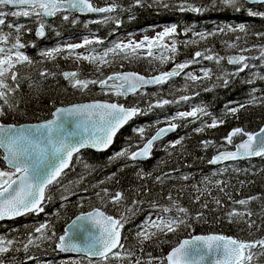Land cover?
I'll return each instance as SVG.
<instances>
[{
  "label": "snow or ice",
  "instance_id": "snow-or-ice-1",
  "mask_svg": "<svg viewBox=\"0 0 264 264\" xmlns=\"http://www.w3.org/2000/svg\"><path fill=\"white\" fill-rule=\"evenodd\" d=\"M158 2V0H157ZM222 5L232 7L239 12L244 8V0H213ZM144 0H134L127 9H122L117 0H105V6H97L93 0H0V26L6 24V17H35L38 21L36 29L37 37L45 36L46 25L45 18L55 17L57 14H63L64 21H68L73 13H97L105 14L99 20L90 21L94 23H109L114 21L117 26L121 23L115 15L118 10L130 11L134 6H143ZM8 6H14L15 11H5ZM168 7L167 4L163 5ZM204 7H195L187 3V0L180 5V11L203 12ZM250 16L264 17V12L248 10ZM73 24L78 21L73 18ZM9 29L15 30L14 42L8 45L12 32L4 33L0 27V150H2V159L7 164V169H0V219L14 218L29 213H41L44 211V203L50 201L52 197L48 195V190L53 185H60L63 192L69 195L75 193L70 191L69 186L72 184L79 185L85 180V174H90L91 166L84 163L80 157V151L84 148H94L97 150L107 149L113 143V137L117 131L129 120L137 115L145 114V110L139 106L126 107L116 102L95 100L89 103L70 104L68 106L55 107L50 113L51 118L42 119L38 123L18 124L5 123L4 120L9 113L26 115L23 110L19 109L21 100L11 99L12 95L19 92L22 80L29 82V88L39 89L43 85V80L48 76H54L55 73L43 69L39 72V81L32 80L31 77H21L19 68L25 65H32L34 61L26 55L21 49L25 45L21 42V30L25 25L8 23ZM176 25L166 27L162 32L157 33L156 37L149 38L144 36L142 40L116 41L105 48L102 52H97L95 48L90 47L93 44H102L99 38L88 39L85 37L81 43H66L56 47L41 51L40 55L48 60H55L56 56L67 52L65 59L73 58L74 62L87 61L96 68L100 78L88 79L81 78L79 71H66L61 75L69 82L70 86L81 92L88 90L90 85H99L102 91L111 92L116 96H125L137 94L149 85H164L174 77L184 75L186 80L193 83L209 79L213 75L210 68H201V75L197 76L193 72H185L192 64L200 62V58L208 61H214L219 65L223 56L209 54L210 49L196 51L191 60L181 63H175L169 71H162L156 75L144 76L136 72H113L107 76L104 75L102 68L111 66L117 58L120 59H138L144 56L152 60H159L162 64L175 59L177 53V42L173 40L171 44L163 43L165 37H170L176 32ZM225 29H219L223 32ZM246 30L244 24L237 28H228V31ZM198 40H205L209 36L216 35L211 33H194ZM257 35H264L260 33ZM239 39V37H237ZM194 39L187 43H198ZM229 48H236L235 43L227 45ZM86 48L84 53L77 52V49ZM249 49H240L239 55L227 57L228 64L237 65L235 73H224V75H236L243 72L246 68L251 67L248 61L253 59L247 57L243 52ZM159 52V55H155ZM259 59L264 60V46L261 47ZM151 62V60H150ZM19 66V67H18ZM123 67V65H121ZM219 78V77H218ZM264 79V76L258 77ZM225 79L224 83L227 84ZM249 83L252 81L249 80ZM255 89H253V93ZM190 99L187 95L179 96L177 100L158 99L154 104H149L148 110L153 107H163L168 104H179ZM248 104L264 103V98L251 95ZM246 107L240 104L237 107L227 108L226 114L235 115L240 109ZM211 114L200 106L193 107L190 111H180L174 116L167 118L163 123L164 127H158L154 135L145 138V129L143 127L134 129L142 140H145L142 146L137 145L135 151L124 148L116 152L110 161L127 158L132 161L146 159L150 157L153 145L156 141L161 140L167 134L173 132L178 127L176 120L192 118L191 122L201 120L204 116ZM159 123V122H158ZM223 119L212 117L210 124L201 122V126L195 128L197 133L203 132L205 128H215L223 124ZM246 137L242 142L235 145V151H218L215 156L209 160V164H217L225 161H236L247 157H264V127H260L258 132H248L241 127L233 128L224 140L227 144H233L234 137ZM184 137L171 142L170 147L180 145ZM202 146L206 149L214 146L211 140L201 141ZM223 145H221L222 147ZM75 158L77 163H82L85 173H81L77 179L63 183L67 175L66 170L72 168V161ZM123 170V169H121ZM239 171V169H236ZM221 171H227V168ZM141 178L151 176V173L140 172L137 174ZM116 173H112L104 180L98 181L91 185L92 188H99L95 196L100 201V207H93L88 212H80L68 225L62 234L57 236L50 222L45 221L38 226H34L27 233V240L23 242V250L27 252L30 247L39 248L45 241L55 240V248L60 252H75L82 254L80 259L69 260L62 264H82L83 259H87V264H123L127 260L128 264H142L143 256H137L136 251L125 246L127 237L122 236V230L129 223L130 218L134 217L145 203L141 199H133L130 205H126V196L122 191H110L107 187H100L106 181L115 179ZM170 173H164L155 177L156 182L163 184L166 179H170ZM182 180H188L189 176L180 177ZM118 182V181H117ZM243 181L241 184L243 185ZM215 187L228 196L230 208L226 211L225 216L229 223H245L248 226L249 234L252 235L251 229L254 227L259 230L264 227V223L257 225L256 221L251 219L254 212L249 205L252 201L261 199L259 196H249L242 199H233L231 194L226 192L227 182L215 181ZM193 188L199 193L196 195L193 203H198L204 192L193 185ZM86 192L87 189H84ZM147 191V190H146ZM208 195L210 190L205 189ZM137 190V195H140ZM167 205L160 204L156 200L149 202L150 211L145 220L137 226L135 240L141 253L144 252V245L158 239L161 235L167 237L169 234H175L181 229H191L192 221L205 220L203 211H197L194 215L188 208L182 206L179 200L174 198L171 193L167 197ZM62 201L68 200V195H61ZM82 203V200L80 201ZM111 204L119 212L118 215H109L104 206ZM213 203L218 207H224L221 199L214 197ZM239 205L240 207H236ZM64 205L62 204L61 207ZM123 207V211L119 209ZM208 203L201 204V209H207ZM264 211V208H262ZM154 217V218H153ZM220 217H217L219 220ZM264 221V216L261 217ZM51 233V234H49ZM164 241H161L163 243ZM15 239H8L0 236V256L9 251H19V248L13 249ZM158 246V245H157ZM259 249V252L255 250ZM264 255V237L253 240H242L232 236L209 233L203 235H191L188 238L179 240L171 248L166 256L155 257L147 253L145 264H252L255 256ZM135 257L133 260L132 258ZM95 258V259H94ZM28 260L34 257H27ZM0 264L4 261L0 259ZM37 264H41L37 261ZM47 264H52L48 261Z\"/></svg>",
  "mask_w": 264,
  "mask_h": 264
},
{
  "label": "trees",
  "instance_id": "trees-1",
  "mask_svg": "<svg viewBox=\"0 0 264 264\" xmlns=\"http://www.w3.org/2000/svg\"><path fill=\"white\" fill-rule=\"evenodd\" d=\"M93 1L97 5H105V0ZM108 2H111V0H108ZM183 2L184 0H158V2L157 0H144L143 6H134L130 11L122 10L120 12L118 18L121 23L119 26L114 21L109 23L90 22L99 19H87L89 16L78 15L77 13H73L68 21L63 20V14H57V16L50 19L53 27L48 30L46 38L59 39L77 37L83 33H93L95 38L97 37L103 41L102 44H94L93 46L101 49L107 48L106 46L110 44V41L114 39L118 32L143 30L145 26L157 22H170L177 26L176 32L170 36L172 41L177 42V53L174 61L170 60L162 64L159 60H152L146 56L138 59L117 58L112 64L113 67L110 66L108 73L126 68H133L144 73L169 70L175 63L191 60L196 51H204L205 49L211 50L209 54L223 56L225 59L219 65H216L214 61L200 58L199 63L192 65L199 66L200 69H212L213 75L209 79L193 83L186 80L184 75H181L172 78L170 82L164 85L144 90L146 94L140 92V97L134 94L127 97H117V101L127 105L139 106L140 103V108L146 110L145 114L137 115L132 121L123 126L116 134L109 149L93 150L84 148L80 151L79 155L82 161L89 164L91 168L89 170L90 174H85V180L81 184L69 186L70 191L75 193L74 195L63 192L60 185H53L47 193L52 199L44 203L43 212L39 214L31 213L11 222H4L7 226L5 227L9 228L6 237L17 241L13 249H20L19 251H9L0 256L4 264H30L26 260L28 256L33 255L36 261L35 264H37V261H40L41 264H47L48 261H52V264H62V262L69 260L80 259L81 257L76 256L60 258L55 248V240L47 241V244L39 248L30 247L27 252L23 251L22 244L27 240V233L40 223L50 222L57 236H59L63 233L64 226L75 215L89 211L93 207H100V201L95 196V192L99 191V188H92L91 185L104 180L112 173H116L115 179L106 181L100 187H107L112 192L117 190L124 192L126 205H130L134 198L145 201L141 206L142 210L131 217L129 223L123 229V236L127 237L123 241L125 246L136 251L137 256H143L142 264H145L148 259L147 253H151L155 257H163L180 239L189 237V234L219 233L242 240L264 237V227L259 230L254 227L251 229L252 235H250L247 224L228 222L225 213L231 206L230 201L228 196L215 187V181L227 182L226 192L230 193L233 199H242L249 196L261 197V199L252 201L249 205L254 212L251 219L255 220L257 225H261L264 223L261 219L264 216V211H262V208H264V157L239 160L222 167L209 164V160L216 151L231 148L237 140L242 138V136H237L234 137L233 144L226 143L224 137L233 128L241 127L248 132H253L264 123V103H247L253 94L264 98V79L258 78L264 76V60L259 59L261 47L264 46V35H257L264 33V17L248 15L249 9L264 12V3L250 4L244 0L243 10L237 12L232 7H226L219 2L214 3L213 0H187V3L195 7L202 6L206 9L203 12H193L180 11V5ZM117 3L123 6L122 9H127L129 5L134 3V0H117ZM164 4H167L168 7H164ZM73 18L78 22L73 24L71 22ZM7 20L8 18H6ZM228 21L244 24L246 30L244 32L238 30L228 31L230 27L227 24ZM37 22L35 17L12 18V23L25 25L20 34L21 42L25 45L23 50L25 48L29 49L31 41H40L34 35ZM4 26L0 27L4 28ZM222 27L225 30L220 32L219 29ZM231 28L235 29L237 26ZM3 32H12L13 37L15 30L9 29ZM201 32H215L216 35L209 36L205 40H198L194 33ZM194 39L198 40V43H187ZM11 43L9 41L8 44ZM230 43H235L237 47L229 48L227 45ZM241 48L249 49L243 54L253 58L248 61L251 67L236 75H224V73H235L238 67L237 65L228 64L226 56L229 53L240 52ZM27 53L34 63L19 69L21 77L27 76L31 77L32 80L39 81L41 79L39 72L43 69H47L55 75L48 76L43 80L39 93L35 89L29 88L27 80H22L19 92L13 94L11 99L13 102L16 99L21 100L19 109L23 110L26 115H21L19 112L9 113L4 122L18 123L40 120L49 117L52 109L58 104L89 99L94 96L92 93L85 94V92L79 90H72V87L60 73L63 69L78 64L77 68L82 71L81 77H94V75H98L97 72L90 73L87 71L93 67L92 64L87 61L76 63L73 58L65 59L58 56L55 60L46 58L38 60L35 52L29 50ZM225 79L228 81L227 84L224 83ZM249 80L252 82L249 83ZM253 89H255L254 93ZM182 95H187L190 99L179 104L172 103L162 108L153 107L150 111L148 110L149 104H154L158 99L176 100ZM107 96L112 97L109 94ZM95 97L105 96L96 95ZM138 98L140 99L138 100ZM136 101L137 103L134 104ZM183 104L204 107L211 115L204 116L201 120L195 122H191L192 118L176 120L175 122L178 125L176 130L169 136L155 142L150 157L144 160L132 161L127 158L109 160V157H112L117 151L119 152L125 147L129 148L130 151H134L137 145L140 146L145 141L134 129H138L139 126L140 128L143 127L145 138L150 137L154 130L163 124L167 118L174 116L176 114L174 110ZM240 104H245L246 107L240 109L235 115L226 114L227 108L237 107ZM213 116L223 119L224 123L215 128H205L200 133L194 131L195 128L201 126L202 121L210 124ZM136 124L137 126H134ZM180 137H184L182 143L174 148L170 147L171 142ZM205 140L213 141L214 146L205 149L201 144V141ZM221 145L223 146L221 147ZM0 155H2L1 150ZM0 168H5L2 159H0ZM224 168H227V171H221ZM236 169H239V171ZM66 171L67 175L63 180L65 185L68 184V181L77 179L81 173H85L83 164L77 163L75 158L72 161V168ZM140 172L151 173V176L141 178L137 175ZM164 173H170L171 178L166 179L163 184L156 182L155 177ZM184 175L189 176V179L182 180L180 177ZM241 181L244 182L243 185ZM193 185L204 192L198 203H193L195 196L199 195ZM84 189H87V191L85 192ZM205 189L210 190L211 195H208ZM137 190L140 191V195H137ZM169 193L178 199L182 206L188 208L193 215L197 211H203L206 222L205 220H194L191 229H181V231L169 234L167 237L161 235L158 239L146 243L144 252L141 253L135 240L137 226L145 220L150 211H153L149 208V202L156 200L160 204L167 205L169 203L167 199ZM62 194L68 195L67 201L61 200ZM214 197L221 199L224 207L218 208L213 203ZM81 200L82 203H80ZM205 202L208 203V208L201 209V204ZM62 204L63 207H61ZM236 207L239 208L240 206L237 205ZM104 210L109 215L116 216L119 214L117 209L110 203L104 206ZM123 210V207L119 209V211ZM217 217H220V219L217 220ZM4 223H0V231L4 230V227H2ZM161 241L164 242L161 243ZM255 251L259 252V249ZM132 259L134 260L135 257ZM85 261L83 259L82 264H85ZM111 264H116V262L112 261ZM123 264H128L127 260ZM164 264H166V261H164ZM252 264H264V255L255 256Z\"/></svg>",
  "mask_w": 264,
  "mask_h": 264
},
{
  "label": "rangeland",
  "instance_id": "rangeland-1",
  "mask_svg": "<svg viewBox=\"0 0 264 264\" xmlns=\"http://www.w3.org/2000/svg\"><path fill=\"white\" fill-rule=\"evenodd\" d=\"M121 8H123V6L121 5ZM6 12L7 11H15L16 9L15 8H5L4 9ZM122 10H118L116 13H114L113 15H115V16H119V14H120V12H121ZM103 15H105V14H100V15H98V16H94V17H90V18H98V19H100ZM6 18H8V20L6 21V24H5V26H4V28H2V30L3 31H5V30H9V28L7 27V24L8 23H12V18H17V17H12V16H10V17H6ZM47 20H49V19H47ZM38 23V22H37ZM46 23V22H45ZM47 25V24H46ZM229 25H230V27H235V26H238V25H240L239 23H235L234 21H230L229 22ZM166 27H169V26H164V27H162V24L161 23H154V24H151V25H149L146 29H144L143 31H136V30H133V31H130V32H127V31H124V32H122L121 34H119L118 36H116V38L114 39V41L113 42H116V41H124V42H127L128 40H130V39H132V40H136V41H140V40H142L143 39V37L144 36H148L149 38H153V37H156L157 36V33H159V32H162ZM14 37H15V33H14V36L12 37V38H10L9 39V41H11V42H14ZM85 37H87L88 39H93V38H95V35L93 34V33H91V34H84V35H80L79 37H75L73 40H69V41H65L64 40V42H60V43H58V42H56L54 45H52V48L53 47H56V46H58V45H64V44H66V43H81L82 42V40L85 38ZM97 38V37H96ZM166 39V38H165ZM164 39V41H163V43H169L170 44V41L169 40H165ZM113 42H111L110 44L112 45L113 44ZM94 45V44H93ZM93 45H91L90 47H92V48H95L96 49V51L97 52H102L105 48H96L95 46H93ZM111 45H109L108 47H110ZM5 47H8V46H10V44H8V45H4ZM107 47V48H108ZM21 51H23V50H21ZM77 52H80V53H84V52H86L87 51V49L86 48H81V49H77L76 50ZM24 52V51H23ZM156 54H159V52H155V55ZM58 57H65V56H67V52H64V53H61V54H59V55H57ZM119 65V64H118ZM192 65H194V64H192ZM192 65H190L189 66V68H187V69H185V72L187 73V72H193V73H195L196 75H199V74H201V71H200V68H199V66H192ZM79 65L77 64V65H74L73 66V70H75V71H79L80 73H82V71H80L79 70V68H77ZM84 67L86 68V66H85V64H84ZM91 67V66H90ZM113 67V65H111V68ZM109 68H110V66L109 67H103L102 68V71H103V73H104V75L105 76H107V75H109V74H111V73H113V72H111V73H108L107 71H109ZM72 69H69V70H72ZM128 69H130V68H128ZM133 69V68H132ZM119 70H121V69H117V70H114V72H116V71H119ZM87 71H89L90 73L91 72H96V68H95V66L93 65V67H91V68H89ZM98 76V77H97ZM182 76H183V74H182ZM81 78H88V79H96V78H100L99 77V74L98 75H94V77H89V76H83V77H81ZM69 83V82H68ZM75 90H78V89H75ZM144 90L145 89H143V90H140L141 92H143L144 94H146L145 92H144ZM80 91V90H79ZM92 91V92H91ZM85 92V94H88V93H92V94H94V96L93 97H95L96 95H103V96H105L104 98H107V99H109V98H111L112 100H115V101H117L118 100V96H116V95H114V94H112L110 91L109 92H105V91H102V89H101V87L99 86V85H90V87H89V89L88 90H85L84 91ZM111 95L112 97H109V96H107V95ZM135 96H137V97H140V92L139 93H137V94H135ZM90 98H92V97H90ZM140 98H138V100H139ZM79 100H81V99H79ZM137 100V101H138ZM177 100V99H176ZM137 101L134 103V104H136L137 103ZM194 107V105H191V104H183L182 106H180L179 108H177V109H175L174 111H178V112H180V111H190L192 108ZM146 111V110H145ZM140 128V127H139ZM126 148V147H125ZM118 152V151H117ZM224 166H227V165H224ZM0 169H7V166H5V168H0ZM154 218V217H153ZM50 234V233H49ZM0 236H3V235H0ZM26 242V241H25ZM45 244H47V241H45L43 244H41V246H43V245H45ZM23 245V244H22ZM32 248V247H31ZM22 249H23V246H22ZM24 251V250H23ZM34 256V255H33ZM32 256V257H33ZM29 257V256H28ZM63 257V256H62ZM79 257V256H78ZM86 261H85V264H87V259H85ZM28 263H30V264H35L36 263V261H35V258L34 259H32V260H30V261H28ZM112 263V262H111Z\"/></svg>",
  "mask_w": 264,
  "mask_h": 264
},
{
  "label": "water",
  "instance_id": "water-1",
  "mask_svg": "<svg viewBox=\"0 0 264 264\" xmlns=\"http://www.w3.org/2000/svg\"><path fill=\"white\" fill-rule=\"evenodd\" d=\"M247 2H249V3H262V2H264V0H246ZM10 7H14V6H10ZM102 7V6H101ZM78 14H81V13H78ZM84 14H96V13H84ZM84 14H81V15H84ZM48 18H51V17H48ZM38 27V26H37ZM37 29V28H36ZM239 54H241L240 52H236V53H230V54H228L227 56H226V59H227V57L228 56H232V55H239ZM174 67V66H173ZM173 67H171L170 68V70L173 68ZM120 71H123V72H136V73H139V74H141V75H144V76H151V75H156V74H158V73H143V72H140V71H138V70H134V69H123V70H120ZM169 71V70H168ZM117 72H119V71H117ZM153 86H155V85H149V86H146V87H144V88H150V87H153ZM95 100H100V101H108V102H116V103H120V102H117V101H113V100H109V99H105V98H91V99H85V100H79V101H73V102H68V103H64V104H59V105H57L56 107H61V106H68V105H70V104H78V103H89V102H92V101H95ZM120 104H123V103H120ZM123 105H125V104H123ZM126 107H131V106H128V105H125ZM52 111H54V109L52 110ZM48 118H51V116L50 117H48ZM48 118H45V119H48ZM42 120V119H41ZM38 122H40V120H34V121H23V122H18V124H28V123H38ZM5 123H10V122H5ZM125 125V124H124ZM123 125V126H124ZM122 126V127H123ZM165 126V124H162V125H160L159 127H164ZM121 127V128H122ZM260 127H264V123L260 126ZM260 127L258 128V129H256L255 131H253V132H258L259 131V129H260ZM120 128V129H121ZM119 129V130H120ZM118 130V131H119ZM118 131H117V133H118ZM155 132H156V130L152 133V135H154L155 134ZM116 133V134H117ZM172 133V132H171ZM171 133H169V134H171ZM169 134H167L166 136H168ZM151 135V136H152ZM116 136V135H115ZM115 136L113 137V141H114V138H115ZM150 136V137H151ZM165 136V137H166ZM149 137V138H150ZM165 137H163V138H165ZM162 138V139H163ZM243 139H246V137H243V138H241V139H239L238 141H236L235 143H234V145H233V147L232 148H226V149H219L218 151H225V150H228V151H235L236 149H235V145L236 144H238V143H240V142H242V140ZM159 141V140H158ZM145 142V141H144ZM157 142V141H156ZM112 145V144H111ZM110 145V146H111ZM142 145H143V143H142ZM141 145V146H142ZM109 146V147H110ZM108 147V148H109ZM107 148V149H108ZM90 149H93V150H97V149H94V148H90ZM107 149H104V150H107ZM82 150V149H81ZM2 151V150H1ZM217 151V152H218ZM217 152H215L213 155H212V157L213 156H215L216 154H217ZM212 157H211V159H212ZM255 157H257V156H253V157H247V158H242V159H238V160H244V159H250V158H255ZM210 159V160H211ZM138 160H144V159H138ZM230 162H233V161H225V162H220V163H217V164H213V165H220V164H225V163H230ZM4 164H5V166H7V164L4 162ZM8 167V166H7ZM90 211V210H89ZM85 212H88V211H85ZM80 214V213H79ZM79 214H77V215H79ZM26 215V214H25ZM25 215H23V216H25ZM77 215H75L71 220H69V222L64 226V229L68 226V225H70V223H71V221L73 220V219H75V217L77 216ZM19 217H22V216H17V217H14V218H11V219H9V218H4V219H0V222H2V221H11V220H14V219H17V218H19ZM64 229H63V231H64ZM209 234V233H208ZM219 234V233H218ZM122 235H123V232H122ZM192 235H203V234H192ZM185 238H188V237H184V238H182V239H185ZM182 239H180V240H182ZM57 250V249H56ZM171 250V249H170ZM169 250V251H170ZM60 254H62L63 256H66V257H68V256H82V254H78V253H75V252H60L59 250H57ZM168 251V252H169ZM167 252V253H168ZM167 255V254H166ZM165 255V256H166ZM95 259V258H94Z\"/></svg>",
  "mask_w": 264,
  "mask_h": 264
},
{
  "label": "flooded vegetation",
  "instance_id": "flooded-vegetation-1",
  "mask_svg": "<svg viewBox=\"0 0 264 264\" xmlns=\"http://www.w3.org/2000/svg\"><path fill=\"white\" fill-rule=\"evenodd\" d=\"M50 19H52V18H50ZM47 20V19H45V21L44 22H46V24L48 25L46 28H45V36L44 37H37L36 36V28H37V26H38V23L35 25L36 27L34 28V35H35V37L36 38H38V39H40V41H31L30 42V47H29V49L28 48H25V50H23V49H21V50H23L24 51V53L26 54V55H28V53H27V51H31V52H35V54H36V56H37V59L39 60V59H41V60H44L45 58L44 57H42L41 55H40V53H41V51H43V50H46V49H50V48H52V45H54L59 39H52V38H46V34L48 33V30H50V28L51 27H53V23H52V21L51 20ZM42 42V43H41ZM39 43H41V44H39ZM29 56V55H28ZM30 57V56H29ZM19 67V66H18ZM73 67H71V68H67V69H63L60 73H63V72H66V71H75V70H73L72 69ZM20 69V68H19ZM69 69H72V70H69ZM63 77V76H62ZM64 78V77H63ZM65 79V78H64ZM66 80V79H65ZM66 82L68 83V81L66 80ZM69 84V83H68ZM70 85V84H69ZM72 90H75L74 88H72ZM74 101H78V100H74ZM70 102H73V101H70ZM68 103V102H67ZM61 104H64V103H61ZM59 105V104H58ZM57 106V105H56ZM55 106V107H56ZM54 107V108H55ZM139 107H140V103H139ZM53 108V109H54ZM52 109V110H53ZM52 112V111H51ZM51 116V115H50ZM49 116V117H50ZM46 118H48V117H46ZM43 119H45V118H43ZM41 120V119H40ZM4 223V222H3ZM6 225H5V223L4 224H2V227H4V230H1L0 231V235H3V236H5L6 237V235L8 234V229L9 228H6L5 227ZM6 229V230H5Z\"/></svg>",
  "mask_w": 264,
  "mask_h": 264
},
{
  "label": "bare ground",
  "instance_id": "bare-ground-1",
  "mask_svg": "<svg viewBox=\"0 0 264 264\" xmlns=\"http://www.w3.org/2000/svg\"><path fill=\"white\" fill-rule=\"evenodd\" d=\"M204 30V29H203Z\"/></svg>",
  "mask_w": 264,
  "mask_h": 264
}]
</instances>
